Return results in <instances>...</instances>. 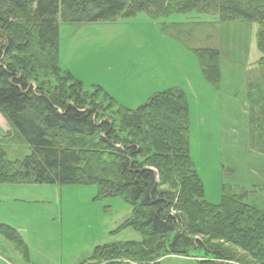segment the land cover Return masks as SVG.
Here are the masks:
<instances>
[{"label":"trees","instance_id":"1","mask_svg":"<svg viewBox=\"0 0 264 264\" xmlns=\"http://www.w3.org/2000/svg\"><path fill=\"white\" fill-rule=\"evenodd\" d=\"M140 12L155 19L196 13L217 23H258L261 56L247 78L248 129L251 148L264 156V0H0V113L10 127L1 141L29 147L22 158L10 159L0 142V184L97 185L100 198L121 197L129 204L131 214L115 232L132 228L141 239L97 246L79 264L120 258L135 262L115 264H140L165 255L195 264L242 263L231 250L210 243L220 238L264 264V206L234 185L223 186L217 204L205 199L181 88L158 91L130 109L100 86L85 90L59 66L60 20L83 25ZM193 50L206 80L219 88L220 48ZM190 230L207 240L189 236ZM0 234L28 256L15 228L0 224Z\"/></svg>","mask_w":264,"mask_h":264},{"label":"rangeland","instance_id":"2","mask_svg":"<svg viewBox=\"0 0 264 264\" xmlns=\"http://www.w3.org/2000/svg\"><path fill=\"white\" fill-rule=\"evenodd\" d=\"M176 23L180 24L170 33L164 31L165 26ZM258 28L256 22L217 23L215 17L196 13L155 19L140 12L111 22L83 25L60 20L59 66L80 80L85 90L91 92L100 86L118 104L130 109L143 105L158 91L181 88L189 103L190 153L204 185L205 199L217 204L223 186L234 185L250 191L251 200L264 206V156L249 144L247 101L248 74L261 56ZM178 30L181 38L175 36ZM213 44L222 52L219 88L206 80L193 50ZM3 125L0 142L9 158H22L29 147L16 140L1 141L10 130ZM6 214L16 218L11 222L21 230L28 229L27 234L40 250L30 251L32 263L79 264L97 246L141 239L132 228L115 232L131 214V207L121 197L100 198L97 185L0 184V224L9 221ZM41 222L46 230L44 244L34 230ZM190 231L189 236L207 240L204 234ZM210 243L231 250L242 260L238 264H263L260 257L225 238ZM19 253L14 254L16 261L22 260ZM119 262L135 261L120 258L88 264ZM159 264L195 262L165 255Z\"/></svg>","mask_w":264,"mask_h":264},{"label":"crops","instance_id":"3","mask_svg":"<svg viewBox=\"0 0 264 264\" xmlns=\"http://www.w3.org/2000/svg\"><path fill=\"white\" fill-rule=\"evenodd\" d=\"M3 124H5V125H3ZM0 125L2 126L3 125V127H5V128H9L10 129V127H9V125H8V123H7V121L5 120V118L2 116V114L0 113ZM17 210V209H16ZM8 214V213H7ZM6 214V217L8 218V220L9 221H6L5 223L4 222H2V224H7V225H9V226H12L13 228H15L17 231H18V233L21 235V237L23 238V240H24V242L26 243V245H27V249H28V256L26 257V258H24V257H22L21 256V258L20 259H22V260H20V261H16L15 259V255L14 254H18V255H20V253H19V249H17V248H15V246L13 245V244H11L4 236H2L1 234H0V264H36V263H32L31 262V259H30V251L31 250H36V251H40V250H38L37 248H36V245H35V243L33 242V241H31V236H29V234H27V231H28V229L27 230H25V229H23V230H21L22 228H20L19 227V225L18 224H15V222H11L12 220L11 219H16L15 217H13V216H10V215H7ZM9 214H14L13 212L12 213H9ZM44 224H43V222H41L40 224H38L36 227H35V231H36V233H37V238L39 239V240H42L43 241V237L45 236V233H46V230L45 229H43L42 228V226H43ZM60 229V232H62L63 233V228H59ZM43 231H45V232H43ZM43 244H44V241H43ZM46 245L48 244V242H46L45 243ZM41 246H43V245H41ZM41 248H44V247H41ZM19 250V251H18ZM58 250V249H57ZM56 249H55V252L57 251ZM1 253H4L5 255H3V254H1ZM170 257H175V256H171L170 255ZM168 258V257H167ZM161 261V260H160ZM39 263V262H38ZM37 263V264H38Z\"/></svg>","mask_w":264,"mask_h":264}]
</instances>
